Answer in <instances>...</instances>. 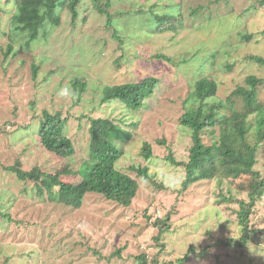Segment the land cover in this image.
I'll list each match as a JSON object with an SVG mask.
<instances>
[{
	"label": "rangeland",
	"instance_id": "obj_1",
	"mask_svg": "<svg viewBox=\"0 0 264 264\" xmlns=\"http://www.w3.org/2000/svg\"><path fill=\"white\" fill-rule=\"evenodd\" d=\"M122 1L129 4L117 0L111 12L114 29L122 28L125 52L112 38L113 31L106 30V16L90 0H82L75 24L70 9L64 8L61 25L53 27L47 37L28 48L26 36L14 35L15 53L7 59L0 54V264L6 258L7 264H179L192 245L197 254L208 249L203 251L205 257H191L185 264H264V198L250 214V232L256 234L241 246L239 204L222 202L215 182L204 181L184 191V168L165 160L170 147L177 161H189L192 132L181 126L180 119L192 104L184 102L197 79L212 76L220 86L219 95L226 97L248 75L264 78V64L245 60L249 56L264 58L261 0H228V5L188 0L185 14L190 7L205 5L204 16L197 26L188 17L186 29L176 36H149L140 22L149 21V7L167 11L169 4L180 0ZM130 6H143V16L122 17L120 13ZM0 8V45H5V33L10 31L17 8L7 0H0ZM245 35L253 38L243 40ZM215 50L220 54L210 63ZM156 54L170 56L175 63L152 59ZM32 63L40 65L36 80ZM227 64L234 68L227 71ZM150 77L160 83L150 96L141 95L144 106L133 115L125 109L127 123L131 116L139 126L126 144L118 168L147 165L152 176L138 179L139 191L130 207L96 194L88 195L80 210L52 204L34 181H20L16 173L7 171L20 162L24 171L38 167L62 174L66 184L80 183L78 171L89 157L91 138L89 122L79 117L90 113L114 118L113 109L120 117L121 104H100L104 87ZM73 81L87 82V88L75 90ZM44 109L61 111L64 117L70 113L65 135L76 147L72 158H61L41 144L38 130ZM160 139H166L168 146L158 145ZM203 139L212 142L208 135ZM145 142L153 147L150 161L141 156ZM259 158L264 163V143ZM262 163L257 170L264 175ZM230 186L237 188L236 184ZM236 198L247 199L245 194ZM160 235L162 239L157 241Z\"/></svg>",
	"mask_w": 264,
	"mask_h": 264
},
{
	"label": "trees",
	"instance_id": "obj_2",
	"mask_svg": "<svg viewBox=\"0 0 264 264\" xmlns=\"http://www.w3.org/2000/svg\"><path fill=\"white\" fill-rule=\"evenodd\" d=\"M11 1L14 2L17 12L12 18L9 28L11 32L5 33V45H0V54L5 59L15 53L14 35L26 36V46L29 48L31 43L41 37H47L53 27L61 25L60 12L62 9H70L73 24H75L79 17L78 5L82 0H7V4ZM90 1L99 14L106 16V30L113 31L112 38L119 41L120 49L125 52L124 47L122 48L123 45L125 46V39L120 34L122 28L114 29L115 19L111 12L117 0ZM120 2H125L126 6L129 4L127 1L120 0ZM186 2L188 0H180L178 3L174 1L167 6V11H157L154 6L149 7L147 13L150 17L149 21L140 22V26L149 36L166 34L176 36L186 29L185 20L188 17L194 18L196 22V25L192 23V26L201 24L199 18L204 16L202 10L205 5L190 7L186 15L184 7H189ZM222 3L229 4L228 0L208 1V4L221 5ZM260 3L261 7H264V0ZM142 7L140 6L139 9L134 6L127 7L120 15L125 18L134 13L143 16L145 9ZM0 11H2L1 8ZM252 38L253 35L242 37L247 41ZM219 54L220 51L215 50L209 62H216ZM151 58L170 64L175 63L173 58L165 54H156ZM245 60L264 64V58L259 56H249ZM31 65L32 77L36 80L40 65L36 63ZM225 68L231 71L234 64H227ZM159 83L158 78L150 77L139 83H123L104 87V95L100 104H121L120 117L116 116V109H113L114 118L93 117L90 113L81 114L79 120H86L90 124L91 140L89 157L81 163L78 171L81 177L80 183L66 184L61 180L62 174L46 173L38 167L31 171H24L20 167V162H17V166L7 168V171L16 173L20 181H34L40 193L45 192L47 201L52 204H63L73 210H80L85 198L90 194H96L119 206L130 207L139 191L138 179H149L152 176L150 167L147 165L118 168V162L125 154L126 144L132 140L133 132L139 126V123L131 116H129L131 121L127 123L125 109L129 112L128 114H136V111L145 104L141 95L147 93L150 96ZM72 88L84 92L87 82L73 81ZM220 91V86L212 76H203L195 81L194 88L187 95L184 104L190 101L192 104L185 108L186 112L180 119V124L192 132L193 145L189 151V161H177L172 149L167 147L166 139L157 140V144L167 147L168 154L165 157L167 162L175 167L184 168L186 173L182 183L184 191L204 181L215 182L221 189L222 202L235 201L239 204L238 223L243 232L241 246H245L250 237L256 234L254 230L250 232L248 225L250 214L257 201L264 198V175L262 171L257 170L258 165L262 163L259 150L261 144L264 143V78L248 75L243 83L228 91L226 97L219 95ZM75 94L74 92V96ZM70 116V113L68 117H64L61 111L51 112L44 109L40 117L38 135L41 144L47 151L61 158H72L76 154L73 141L65 135ZM205 135L212 139L211 143L204 142ZM141 156L145 161H150L154 157L152 144L144 143ZM262 164L264 166V163ZM241 179H246L248 183H243ZM153 183L156 187L163 188L162 185ZM231 184H236L237 188H232ZM238 194H245L247 199H237ZM161 239V235L156 238L157 241ZM218 246L219 244L216 245ZM207 249L208 247L203 251ZM203 251L197 254L196 246L192 245L187 255L177 262L185 264L191 257H205ZM7 261L6 258L4 264H7Z\"/></svg>",
	"mask_w": 264,
	"mask_h": 264
}]
</instances>
